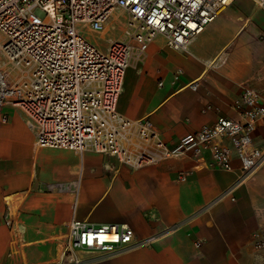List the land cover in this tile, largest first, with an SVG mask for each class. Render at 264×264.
Masks as SVG:
<instances>
[{
    "label": "crops",
    "instance_id": "obj_1",
    "mask_svg": "<svg viewBox=\"0 0 264 264\" xmlns=\"http://www.w3.org/2000/svg\"><path fill=\"white\" fill-rule=\"evenodd\" d=\"M244 83L264 99V11L251 0H235L185 51L156 37L134 56L116 108L130 121L148 119L173 148L220 117L236 119L230 106ZM6 112L9 121L0 126V264H264V251L250 246L252 232L264 227V165L232 194L234 201L219 200L236 178L235 159L233 173L207 169V153L134 170L91 151L35 147L21 111ZM253 143L264 150V126ZM6 214L12 230L3 222ZM73 219L127 225L135 242L154 237V243L107 259L63 256L57 246L62 237L67 241Z\"/></svg>",
    "mask_w": 264,
    "mask_h": 264
},
{
    "label": "built area",
    "instance_id": "obj_2",
    "mask_svg": "<svg viewBox=\"0 0 264 264\" xmlns=\"http://www.w3.org/2000/svg\"><path fill=\"white\" fill-rule=\"evenodd\" d=\"M234 1L0 0V126L9 121L6 108H16L35 147L91 151L134 170L165 159L199 160L207 153V169L233 173L235 159L236 178L219 197L234 201L232 194L264 165V150L253 143L257 128L264 126V99L251 85H241L230 106L236 119L220 117L173 148L159 139L148 119L130 121L116 108L134 56L156 37L185 51ZM251 1L264 11V0ZM116 10L127 15L122 37L102 51L84 32H103ZM190 88L195 90L197 83ZM3 222L13 229L8 214ZM153 243L154 237L135 242L127 225L94 226L73 219L64 247L107 259ZM250 246L264 251V227L252 232Z\"/></svg>",
    "mask_w": 264,
    "mask_h": 264
},
{
    "label": "rangeland",
    "instance_id": "obj_3",
    "mask_svg": "<svg viewBox=\"0 0 264 264\" xmlns=\"http://www.w3.org/2000/svg\"><path fill=\"white\" fill-rule=\"evenodd\" d=\"M126 19L127 15L125 13L120 10H116L112 13L110 23L103 32L93 33L87 30L84 32V37L98 47V49L103 51L109 41L121 39ZM65 243L66 237H62L59 242L60 247L57 246V251L63 256L73 254V252L66 251V247H64Z\"/></svg>",
    "mask_w": 264,
    "mask_h": 264
},
{
    "label": "bare ground",
    "instance_id": "obj_4",
    "mask_svg": "<svg viewBox=\"0 0 264 264\" xmlns=\"http://www.w3.org/2000/svg\"><path fill=\"white\" fill-rule=\"evenodd\" d=\"M72 259V258H71ZM72 261V260H71Z\"/></svg>",
    "mask_w": 264,
    "mask_h": 264
}]
</instances>
